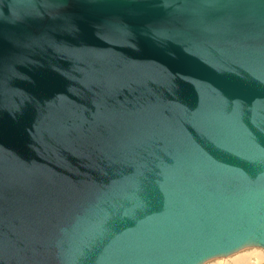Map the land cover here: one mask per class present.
I'll use <instances>...</instances> for the list:
<instances>
[{
	"label": "water",
	"instance_id": "1",
	"mask_svg": "<svg viewBox=\"0 0 264 264\" xmlns=\"http://www.w3.org/2000/svg\"><path fill=\"white\" fill-rule=\"evenodd\" d=\"M250 246L264 0H0V264H202Z\"/></svg>",
	"mask_w": 264,
	"mask_h": 264
},
{
	"label": "bare ground",
	"instance_id": "2",
	"mask_svg": "<svg viewBox=\"0 0 264 264\" xmlns=\"http://www.w3.org/2000/svg\"><path fill=\"white\" fill-rule=\"evenodd\" d=\"M105 70L106 69H104V71H100V74H99V82H100V86L102 87L103 86V84H104V72H105ZM99 90L101 91V89H100V87H99ZM98 90V91H99ZM92 115V114H91ZM93 120V119H92ZM78 134V133H77ZM73 136V135H72ZM71 136V137H72ZM75 136V135H74ZM77 136H79V134L77 135ZM78 138V137H77ZM70 140H71V138H69ZM69 139H67L66 141H67V143H68V145H67V143H66V147L68 148L69 146H70V144H71V142L69 143L68 141H69ZM65 144V143H64ZM250 247H258L259 249L260 248H262V247H259V246H250ZM245 248H248V247H245ZM245 248H242V249H240V250H238V251H236V252H234V253H231V254H229V255H226V256H220V257H214V258H211V259H215V258H223V257H229L230 255H234L235 253L237 254V252H239V251H241V250H243V249H245ZM252 249V248H251ZM263 249V248H262ZM253 251V250H252ZM255 251V250H254ZM253 251V252H254ZM245 252V251H244ZM239 253L238 255H236V256H234V257H232V258H230V259H228V258H226L227 259V261L225 260V262L224 263H219V262H210V263H207V264H260V260H261V257H260V254L259 253H254V255L253 254H249V255H246L245 253ZM259 252V251H258ZM251 253V252H250ZM211 259H208V260H206V261H204L202 264H205L207 261L209 262ZM217 260V259H216ZM219 260V259H218ZM222 260V259H221ZM220 261V260H219ZM264 264V263H263Z\"/></svg>",
	"mask_w": 264,
	"mask_h": 264
},
{
	"label": "rangeland",
	"instance_id": "3",
	"mask_svg": "<svg viewBox=\"0 0 264 264\" xmlns=\"http://www.w3.org/2000/svg\"><path fill=\"white\" fill-rule=\"evenodd\" d=\"M252 248V249H251ZM254 252H253V251ZM245 251V252H244ZM259 251V252H258ZM245 253L246 255H251V254H253L254 255V253H259L260 254V257H261V260L259 261L260 262V264H263L264 263V249H262V248H258V247H248V248H245V249H243V250H241V251H239V252H237V254L235 253L234 255L232 254V255H230L229 257L227 256V257H223V258H215V259H211L209 262L207 261L205 264H207V263H210V262H219V263H224L225 262V260L227 261V259L226 258H228V259H230V258H232V257H234V256H236V255H238L239 253ZM251 252V253H250ZM217 259V260H216ZM220 261H219V260ZM222 259V260H221Z\"/></svg>",
	"mask_w": 264,
	"mask_h": 264
}]
</instances>
